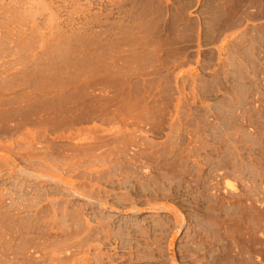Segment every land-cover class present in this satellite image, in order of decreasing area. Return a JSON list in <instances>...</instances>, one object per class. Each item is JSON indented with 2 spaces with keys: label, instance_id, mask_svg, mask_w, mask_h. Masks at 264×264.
Segmentation results:
<instances>
[{
  "label": "rangeland",
  "instance_id": "rangeland-1",
  "mask_svg": "<svg viewBox=\"0 0 264 264\" xmlns=\"http://www.w3.org/2000/svg\"><path fill=\"white\" fill-rule=\"evenodd\" d=\"M0 264H264V0H0Z\"/></svg>",
  "mask_w": 264,
  "mask_h": 264
}]
</instances>
